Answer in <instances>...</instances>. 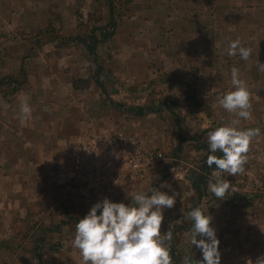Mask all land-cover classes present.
<instances>
[{"label": "rangeland", "instance_id": "1", "mask_svg": "<svg viewBox=\"0 0 264 264\" xmlns=\"http://www.w3.org/2000/svg\"><path fill=\"white\" fill-rule=\"evenodd\" d=\"M14 1L18 7L25 3L33 18L16 32L0 27L2 52L11 39L28 36L31 52L38 56L48 52L44 43L49 42L54 56L47 63L57 65L62 75L72 73L74 88L85 87L84 94L78 93L85 96L84 106L74 96L76 104L67 110L72 122L95 121L80 124L87 128L80 133L78 125L69 123L65 130L71 135L59 155L26 156L14 142L17 153L8 155L0 140V264H83L72 245L75 225L97 201L78 189L72 172L82 160L89 166L88 156L79 154L88 140L96 138L95 144L108 147L117 132L141 138L149 153L161 154L146 177L121 188L113 202L134 205L133 194L150 187L177 193L175 205L163 212L160 229L161 234L173 233V264H184L192 253L202 259L199 249H191V221L185 219L195 207L212 217L220 264H251L264 254L234 249L242 237L230 207L232 201L243 205L239 226L245 232L260 230L263 244L264 72L258 71L257 60L264 63V0ZM6 3L0 0L1 23L9 22L6 11L13 3ZM90 35L98 40L95 62L87 51ZM237 39L251 49L247 61L227 55L229 42ZM232 67L239 68L250 93L251 118L241 120L240 127L259 128L260 135L249 145L244 171L222 174L235 191L230 188L218 200L207 188L214 169L205 164L207 134L236 118L217 104L218 96L234 90ZM23 82L21 74L0 77V102L9 100ZM136 108L153 111L128 112Z\"/></svg>", "mask_w": 264, "mask_h": 264}, {"label": "clouds", "instance_id": "2", "mask_svg": "<svg viewBox=\"0 0 264 264\" xmlns=\"http://www.w3.org/2000/svg\"><path fill=\"white\" fill-rule=\"evenodd\" d=\"M227 55H239L241 60L247 61L251 49L242 46L237 39L229 42ZM257 68L264 72V63L257 60ZM230 74L234 90L218 96L217 104L236 118L207 134L210 154L205 164L208 168L214 166L207 188L218 200H224L230 188L235 191L227 179H222V174L236 176L244 171L249 145L253 137L260 135L259 128L240 127L241 120L251 118L250 93L245 82L240 79L239 68L232 67ZM31 111L27 102L21 104L22 116L30 115ZM217 152L222 153V156L215 155ZM176 196L175 192L169 195L150 187L147 191L133 194L134 205L113 202L107 197L94 203L76 223L72 241L83 264H173L170 254L173 233L168 230L161 234L160 229L164 220L163 212L175 205ZM185 219L191 221V249L193 246L199 249L202 259H194L192 253L185 256L184 264H220L219 239L211 226L212 217L195 207ZM251 264H264V254L251 261Z\"/></svg>", "mask_w": 264, "mask_h": 264}, {"label": "crops", "instance_id": "3", "mask_svg": "<svg viewBox=\"0 0 264 264\" xmlns=\"http://www.w3.org/2000/svg\"><path fill=\"white\" fill-rule=\"evenodd\" d=\"M10 3H13V5L6 11L9 22H0V27L8 28V33L16 32L23 26L26 28V23L33 18L31 10L25 6V3L18 7L14 0H8L6 4ZM22 9L25 11L23 12ZM13 14H15V17H13ZM39 27L41 28L42 25L39 24ZM27 37L11 39L14 42L8 41V46H4L5 52L0 49V77L10 76L12 78L19 74L24 77L22 86L14 89V95L9 100L0 102V140H3L2 148L8 150V155L16 154L17 149L15 150L12 147V142H14L15 145L20 144L26 156L59 155L63 149L62 146L68 140V135H71L65 130L69 123L78 125L76 133H80L82 130L87 129H82L80 124L91 125L95 120L84 118L82 121L72 122L67 110H71L73 104H76L74 96L82 102L81 107L84 106L83 97L85 96L82 94H84L85 87L77 85L74 88L72 73L69 75L63 74L65 75L63 76L61 72H58L57 65L47 63L54 56L53 48L49 42L44 43L48 48V52L42 50L37 56L34 50L31 52L32 46L27 41ZM34 59H36V62H32ZM66 71L68 70L66 69ZM71 71L72 68L69 72ZM79 78H84V76ZM78 93L82 94L78 95ZM24 102H27L32 109L31 114L26 117L20 113L21 104ZM76 106H74V109H78L77 107L81 109L79 105ZM51 150H56L57 153H50ZM231 206L232 219L234 222L237 221L240 228L238 233L242 237V240L235 241L234 249L236 247L241 252L264 253V240H262L263 244H259V240L262 239L260 238V230L256 231L251 225L253 228H249V231L245 232L244 225L239 226L238 221L240 219L238 218L242 214L240 209L242 210L243 205L241 206L239 202L232 201ZM230 207L226 209V212L230 211ZM217 223L219 224L220 221H217ZM220 228L221 226H218L217 229Z\"/></svg>", "mask_w": 264, "mask_h": 264}, {"label": "built area", "instance_id": "4", "mask_svg": "<svg viewBox=\"0 0 264 264\" xmlns=\"http://www.w3.org/2000/svg\"><path fill=\"white\" fill-rule=\"evenodd\" d=\"M140 139L117 132L114 137L108 139V147L95 144L93 141H96V138L88 140L89 146L79 154L88 156L89 166L82 160L72 172L78 189L94 201L105 197L115 201L121 188L142 181L150 165L153 167L161 160V154L155 151L149 153L150 150L144 147ZM72 155L78 153L73 151Z\"/></svg>", "mask_w": 264, "mask_h": 264}, {"label": "trees", "instance_id": "5", "mask_svg": "<svg viewBox=\"0 0 264 264\" xmlns=\"http://www.w3.org/2000/svg\"><path fill=\"white\" fill-rule=\"evenodd\" d=\"M112 6V4H110V7ZM112 8V7H111ZM109 34H105L104 37H108ZM90 40L91 42L89 44H87L86 42L84 44H87V51L90 54V56L92 57V59L94 60V62L96 61L97 58V54H96V45L98 44V40L95 36L90 35ZM148 111H153V110H145L144 108H136V109H131L128 110L129 113L135 115H142L144 112H148ZM222 156V153H221ZM205 170V169H204ZM206 171V170H205ZM202 171V172H205Z\"/></svg>", "mask_w": 264, "mask_h": 264}]
</instances>
